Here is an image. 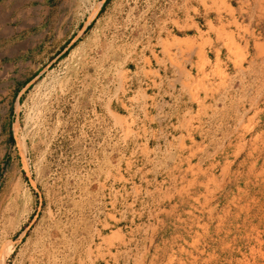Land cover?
I'll list each match as a JSON object with an SVG mask.
<instances>
[{
	"label": "rangeland",
	"instance_id": "1",
	"mask_svg": "<svg viewBox=\"0 0 264 264\" xmlns=\"http://www.w3.org/2000/svg\"><path fill=\"white\" fill-rule=\"evenodd\" d=\"M0 264H264V0H0Z\"/></svg>",
	"mask_w": 264,
	"mask_h": 264
},
{
	"label": "bare ground",
	"instance_id": "2",
	"mask_svg": "<svg viewBox=\"0 0 264 264\" xmlns=\"http://www.w3.org/2000/svg\"><path fill=\"white\" fill-rule=\"evenodd\" d=\"M22 144V142H20V145Z\"/></svg>",
	"mask_w": 264,
	"mask_h": 264
}]
</instances>
